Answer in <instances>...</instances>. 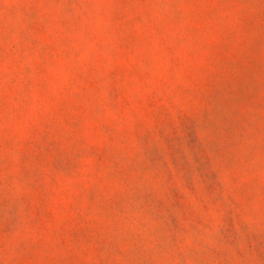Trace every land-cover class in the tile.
<instances>
[{
  "label": "rangeland",
  "instance_id": "rangeland-1",
  "mask_svg": "<svg viewBox=\"0 0 264 264\" xmlns=\"http://www.w3.org/2000/svg\"><path fill=\"white\" fill-rule=\"evenodd\" d=\"M0 264H264V0H0Z\"/></svg>",
  "mask_w": 264,
  "mask_h": 264
}]
</instances>
